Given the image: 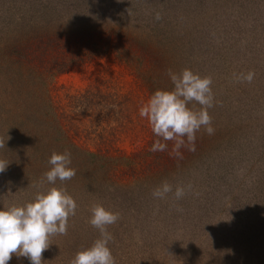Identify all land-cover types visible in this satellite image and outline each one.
<instances>
[{"label":"trees","instance_id":"trees-1","mask_svg":"<svg viewBox=\"0 0 264 264\" xmlns=\"http://www.w3.org/2000/svg\"><path fill=\"white\" fill-rule=\"evenodd\" d=\"M40 1L51 0H0V159L9 162L0 196L14 197L0 209L53 186L74 198L67 233L50 237L43 264H71L100 238L89 223L97 203L119 214L107 226L115 264H264V0H55L58 9ZM95 4L102 12L92 13ZM102 56L126 67L148 98L174 88L170 72L210 76L213 134L202 127L194 151L184 137L179 154L152 129L130 152L68 139L54 79ZM249 71L252 81L241 80ZM117 103L85 88L72 105L115 118ZM158 139L167 148L153 152ZM65 151L76 175L50 184L48 160ZM164 181L173 191L154 197ZM9 264L30 261L13 254Z\"/></svg>","mask_w":264,"mask_h":264},{"label":"clouds","instance_id":"clouds-1","mask_svg":"<svg viewBox=\"0 0 264 264\" xmlns=\"http://www.w3.org/2000/svg\"><path fill=\"white\" fill-rule=\"evenodd\" d=\"M174 84L171 90L157 89L140 108L139 115L148 120L152 132L163 141H174L173 151L179 154L184 146V137L195 150L196 133L203 127L213 134L211 116L208 109L213 106L212 79L201 76L188 68L179 74L170 72ZM254 73L241 74L240 79L251 82ZM197 102L200 109L193 110L188 105ZM5 147V140L0 139V148ZM166 143L160 139L153 142L151 151H165ZM8 161L0 159V173L6 170ZM50 169L45 173L46 180L55 184L56 180L66 181L76 175L70 167V153L53 152L48 160ZM172 185L167 181L153 190V196L163 199L172 192ZM174 195L180 199L184 195L181 186L175 188ZM76 201L66 190L50 187L45 192H38L33 200L24 205H12L0 209V264H8L13 254L25 257L30 264H43V253L50 246V237L67 233L68 219L75 215ZM119 214L106 209L97 203L91 208L89 223L100 231V238L93 244L76 253L71 264H115L114 257L108 247L111 235L107 226L114 224Z\"/></svg>","mask_w":264,"mask_h":264},{"label":"rangeland","instance_id":"rangeland-1","mask_svg":"<svg viewBox=\"0 0 264 264\" xmlns=\"http://www.w3.org/2000/svg\"><path fill=\"white\" fill-rule=\"evenodd\" d=\"M35 6L62 7L55 0L48 3L40 1ZM94 12H102L98 4L93 6ZM85 88L110 93L117 99L116 117L103 115L98 105L82 112L77 105H72L77 93ZM51 93L58 105L68 139L84 147L130 152L144 144L151 129L148 120L139 115L148 96L129 70L109 56L94 58L59 73L54 79ZM12 200L13 196L10 199L0 196V205H7Z\"/></svg>","mask_w":264,"mask_h":264}]
</instances>
